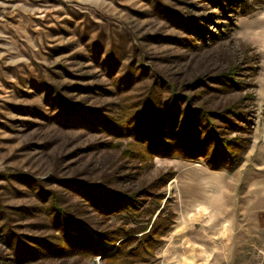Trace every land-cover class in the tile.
<instances>
[{
    "label": "rangeland",
    "instance_id": "374dc122",
    "mask_svg": "<svg viewBox=\"0 0 264 264\" xmlns=\"http://www.w3.org/2000/svg\"><path fill=\"white\" fill-rule=\"evenodd\" d=\"M150 101L179 133L194 112L202 157L134 134ZM263 246L264 0H0V264H243Z\"/></svg>",
    "mask_w": 264,
    "mask_h": 264
},
{
    "label": "trees",
    "instance_id": "16d2710c",
    "mask_svg": "<svg viewBox=\"0 0 264 264\" xmlns=\"http://www.w3.org/2000/svg\"><path fill=\"white\" fill-rule=\"evenodd\" d=\"M221 6L222 5H220V7ZM173 105H175V102ZM204 112L206 113V111ZM138 113L134 115V118H133L134 126L132 129V131L135 132L134 134H136L138 137L144 138L148 136L150 143L151 142L158 143L159 149L162 148L161 146L163 145L166 147V150H169V148L171 150V147L176 142L174 136L177 135L176 138H179L178 139L179 142L181 141V139L182 140L184 139V141H181L180 143L177 141L175 146H178V145L183 146L184 144H186V148L181 149L182 151H184L185 156L189 157V159H199L200 157H202V155L198 154L197 152L201 149L199 146V143H201L200 139L203 136V130H202V127L200 126V122L198 123V121H196V118H195L196 115H194V112L193 113L189 112L188 114L185 115V118H184L185 125H183L184 127L181 129L180 133L176 131L177 125L179 124L178 120L180 116L178 114L177 108L174 109V113H172V116L169 115L170 117L169 124H166L165 122V125H167L165 127L167 129L163 128L164 123L160 124L159 108L157 107V105L153 103V101H150L148 112H146L147 113L146 116L138 114ZM206 114L212 115V113H209V112H207ZM213 114H216V113H213ZM205 117H206V121H204V123L202 124H204V130H205V136H206V139H204V141L207 142V140H210L211 137L215 136V133L217 131L214 129V124L213 122H211L212 120L211 117H208V118L207 116ZM126 126H129V125H125L124 127ZM181 136L183 137L181 138ZM224 143H221L220 141V143H218V146L223 147L224 145H226V143L225 144ZM217 152L218 150L213 153L214 159L218 157ZM208 161H210V159H208ZM217 162L218 161L216 160L215 163ZM113 199L118 200L119 198L114 196ZM122 200L123 199H121V201ZM118 203H121V202L118 201ZM65 223L66 225L64 226V229L66 231L67 239L70 245L74 244V241L77 238H81L83 242L80 246L81 248L83 249L93 248V250H96V245H97L96 242L97 241L99 242V239H96L94 235H92L89 231H87V229L84 228L82 225L79 224L77 226L76 225L73 226V223H74L73 220H66ZM100 237L103 238L106 242L113 241V239H111L110 237L106 235L102 236L100 234ZM94 252H98V251H94Z\"/></svg>",
    "mask_w": 264,
    "mask_h": 264
},
{
    "label": "built area",
    "instance_id": "2783aa9c",
    "mask_svg": "<svg viewBox=\"0 0 264 264\" xmlns=\"http://www.w3.org/2000/svg\"><path fill=\"white\" fill-rule=\"evenodd\" d=\"M243 264H264V246L258 251V254L253 261Z\"/></svg>",
    "mask_w": 264,
    "mask_h": 264
},
{
    "label": "bare ground",
    "instance_id": "6f19581e",
    "mask_svg": "<svg viewBox=\"0 0 264 264\" xmlns=\"http://www.w3.org/2000/svg\"><path fill=\"white\" fill-rule=\"evenodd\" d=\"M186 260H189V261L191 260V261H192V260H194V259H193V257H187Z\"/></svg>",
    "mask_w": 264,
    "mask_h": 264
}]
</instances>
